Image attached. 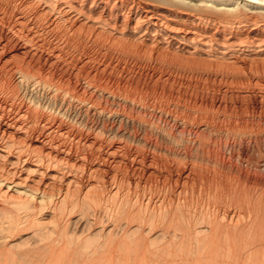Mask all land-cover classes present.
Wrapping results in <instances>:
<instances>
[{
    "label": "rangeland",
    "instance_id": "374dc122",
    "mask_svg": "<svg viewBox=\"0 0 264 264\" xmlns=\"http://www.w3.org/2000/svg\"><path fill=\"white\" fill-rule=\"evenodd\" d=\"M11 7L14 8L11 5H0V110L5 112V119L26 113L19 121L27 128L24 129L25 131L7 129L6 131L9 132L5 135L10 133L7 136L24 147L35 148L36 151L42 149L41 151L44 150V153L52 152L53 155L55 151L49 150V145H47V137L50 134L49 138L55 137L72 149L68 153L65 152V155L61 151L55 152L54 155L57 154L58 158H68L69 162L80 165V168L92 169L90 178H81V181L89 179L93 185L92 188L97 186L105 190L103 197L106 196L108 188L117 186L118 182L121 184L120 186L123 184V188L121 187L116 200L110 198L109 201L106 200L102 204L104 208H90L88 212L83 213L75 209L57 215L54 219L56 225L51 226V223L55 222L52 221L50 224L48 223L49 225L47 224L49 227L41 229L45 232L38 231L37 234H34L33 237L36 235L38 239L39 236V240H36L35 237L33 241L30 237V240L26 238L27 242L20 243L22 238L26 237L23 236L21 239L16 238L15 241L16 243L18 241L19 244L14 246L13 244L16 243L12 241L14 243L10 247L0 239L5 243H0V264H173V262L175 264H195V262L196 264L197 262L198 264H264V72H261L264 71V66L257 63V68H255L250 66L247 61L237 63L239 65H231L215 59H203L196 54L190 55L174 50L165 44L160 47H157L159 45L155 43V46H152L153 43L146 45L140 39L123 38L118 40L107 37L106 34H104L105 36L101 35L102 37L94 36L86 28L79 31V39L78 36L69 33V24L68 27H63L67 28L63 32V28L58 25L52 26L54 31H51L52 34L46 31L39 32L34 28L29 31L27 25L25 26L19 18L18 11L14 9L13 12ZM46 23L43 25H49L51 22ZM83 34L85 37L82 38ZM87 35H90L89 39ZM98 37L100 41H98ZM22 38L27 41L24 42ZM18 66L24 72L28 71L29 76L33 75L35 79H40L42 83L39 82L37 86L34 84L35 86L28 87V92L25 93L21 88L24 87L23 84L17 85L16 75H13L14 70L16 71L15 68H20ZM243 71L244 73H242ZM228 73L229 75H227ZM234 73L239 77L238 75L236 77ZM244 74L246 77H243ZM233 75L234 79L237 78L236 80H233ZM47 88L56 89L59 93L67 91V96L71 93L76 94L79 100H85V102L92 101V104L100 109H98L99 111H105V116L84 115L85 125H83L73 121L72 109L67 116L66 114L57 115L59 113L50 110L45 104L40 107L37 103L39 100L44 103L42 99ZM33 95L34 100L32 99ZM64 130H69V134L64 133L60 136L59 132ZM80 153L85 154L86 158H82ZM135 183L139 188L134 190ZM127 184L132 189L128 188ZM126 187L129 189H127L129 193H127ZM140 191L145 192L146 196L153 194L151 197L163 199L165 207L178 201L177 204L181 209L180 215L177 213L172 222L168 218L169 222L164 223L167 225H163L160 224L161 220L159 222V216L154 214L152 217L155 220H153V223L155 222L153 226L151 225L149 228L146 226V222L144 223L146 225L143 224V227L146 226L144 228L148 229L147 231L144 228L136 229L140 230L139 233L134 229L137 232L136 235L133 230V233L129 232L127 235L126 230H129L130 227L127 225L126 217L131 211L130 209H134L130 205L135 203L132 200L140 195ZM122 192L124 196L132 194L130 197L127 196L129 205L126 208L129 211L125 210L127 211L125 219V215L119 207L123 205L122 199L119 198L123 195ZM134 205L139 206L136 203ZM136 206L135 208H137ZM157 208H155L156 212ZM225 210L232 213L234 217L236 216L234 219L237 220V223L245 220L243 223H248V220H251L252 223V219L256 222L260 219L261 224L253 223L255 226H252L253 224L249 225L248 223V226H251L250 230L248 226L246 229H242L244 231L238 230L241 237L236 231L233 232L236 237L233 235L232 239L230 236L233 233H229L230 236L228 235L226 239L230 240L227 239V243L224 242L225 236H222L224 235L222 229H218V233H214L216 236L220 232L222 234H220L221 237L213 235L216 237V240L212 238L214 242L210 237L205 238L206 241L202 239L203 231L202 235L198 233V237L195 234L196 243L195 237H193L195 231L188 232V230H192L188 229L189 223L191 222V227L193 219L198 221L200 215L212 221L218 214L216 219L220 220V215ZM41 214L38 213L36 218H39ZM75 217L78 220H75L76 223L73 220L76 219ZM204 221L207 220L204 219ZM111 222L115 225L120 223L115 228L113 226V232L107 233L111 236L105 234L106 231L103 233L98 230V226L111 225ZM203 224L198 223L197 226H203ZM206 224L204 226H207ZM120 226L122 229L119 228ZM21 227L19 228V230L21 229L20 233L22 228L27 232L28 229ZM31 229L33 227H30L28 231ZM149 230L150 232H148ZM160 230L166 238L172 236V230L174 234L178 235V240L174 238L176 235L173 237L176 241L182 242L180 240L183 239L185 242L181 244L174 240L176 245L180 244V246H176L173 245L174 243L172 244V238V242L168 243L172 244L173 248L172 245L165 243L168 239L165 240L166 238L161 234L160 237L163 240L158 237L161 240L158 242L162 244L164 241L165 246L163 244L160 246L156 242L158 238L153 236L155 241L151 236L156 231L161 233ZM180 230L183 232L181 231V233ZM151 232L153 234L150 235ZM206 232L208 233V231ZM14 233L19 234L17 231ZM94 233L98 235H94ZM122 233H126L127 236ZM12 234H9L12 238L18 235ZM140 235L144 236L142 240L145 241L151 236L150 238L153 240L149 238L148 241H154V243L149 242V245L146 242L149 247L145 241L139 240ZM181 235L186 238L180 239ZM86 236L91 237L89 241ZM105 236L106 240L108 238L111 243L104 240ZM135 236L140 242L137 243V240L133 239ZM187 238L189 241H191L190 239L195 241L196 246L198 244V247L195 248L194 243L190 242L193 253L191 250L189 252L190 244H188ZM236 238L237 241L239 239V242L236 241ZM82 239H85V243L89 244L81 245ZM132 239L134 244H137H132L133 242L130 241ZM209 239L210 241H208ZM231 240L232 242H230ZM67 243L68 245H66ZM203 243L205 244L202 250L200 246H203ZM153 244L159 246H155L157 250L155 247L153 249ZM184 244H188V248ZM205 245L211 249V252ZM79 246L81 250L87 246L88 248L82 250L83 253H81L78 252V250L81 251L78 249ZM95 246L97 247L95 248ZM182 246L185 248L182 249ZM160 247L162 248L160 249ZM166 247L169 249L171 247V249ZM175 247L178 248L176 252H174ZM180 247L182 251H185H183L184 254L180 251ZM74 248L77 249L74 250ZM215 248L220 252V254H218L219 252L215 253L218 259L216 263L213 262L215 256L212 253V251H218ZM62 249L66 250L67 256H63L64 250ZM126 249L127 251H125ZM159 249L165 251L161 252ZM172 249L174 251H171ZM197 249L201 253L195 251ZM54 251H56L55 254ZM57 251L61 256L57 257L59 255ZM85 251L86 253H84ZM156 251L159 252L157 256L155 255ZM168 251L177 254L176 257H172L174 255L169 254ZM177 251L180 252L177 253ZM194 251L197 254L207 253L206 257L200 255L201 261L200 258H197L198 256L195 257L197 254ZM160 252L162 254L168 252L163 254L166 260ZM75 253H79L80 256H76ZM179 253L183 255H179ZM82 254H84V258L81 256ZM207 255L210 257L211 263ZM64 257H67L65 261ZM170 259L173 262L167 263L170 262Z\"/></svg>",
    "mask_w": 264,
    "mask_h": 264
},
{
    "label": "bare ground",
    "instance_id": "6f19581e",
    "mask_svg": "<svg viewBox=\"0 0 264 264\" xmlns=\"http://www.w3.org/2000/svg\"><path fill=\"white\" fill-rule=\"evenodd\" d=\"M0 3H1L0 5L4 4L5 6H10V5L13 6L14 8L11 7L13 9L12 11L14 12L15 11L14 9H16L18 11V13L17 12L16 13L19 14L18 16H19V18H21V20L23 21L25 26L27 25L26 27L28 28V30L29 29L31 30V28H34L36 31L37 30H39V32L43 31V33H44V31H46V32H50L52 34V32H51V31H53L52 26L58 25V27L63 28V27H68L67 25L69 24L70 25L68 27L69 31H70L69 33H72L73 36L74 35L78 36L79 39H80V32L79 31L82 28H86V29H89L93 33L94 36H99V35L101 36V35L106 34V35H108L107 37H111L112 39H118V40H121L123 38H125V39L129 38V40L130 39L131 40L140 39L146 45L148 43H149L148 45H151V43H153L152 46H155L154 45V43H155V44L159 45L157 47H160L161 45L165 44V45L172 47L174 50L176 49L182 53H186V54H190V55L196 54L198 57L200 56L203 59H215L217 61H224V62L231 64V65H235L237 63H244L245 61H247L250 64V66H254L255 68H257V66H256L257 63H261L262 67L264 66V0H0ZM18 16H16V17H18ZM17 20H19V19H17ZM46 22H51V23L50 24L48 23L49 25L44 26L43 24H45ZM21 25H22V23H21ZM49 26H51V27H49ZM22 28H24V27H22ZM64 29L65 28L62 29V32ZM65 30H67V28ZM58 31H60V30L58 29ZM67 35H69V34H67ZM93 35H91V36H93ZM83 36H84V34L82 35V38H83ZM53 37H54V35H53ZM89 37H90V35L88 36V39H89ZM62 38H64V37H62ZM98 39H99V37H98ZM140 40H136V41H140ZM25 41H27V40H24V42ZM98 41H100V39ZM132 42H130V43H132ZM96 43H99V42H96ZM146 45H144V46H146ZM124 51H126V49H124ZM127 53H128V51H127ZM210 61H212V60H210ZM237 65H239V64H237ZM18 67H20V66H18ZM246 68H247V66H246ZM15 69H16V71L14 70L15 73H13V75L14 74L16 75L15 77H16L17 85L23 84L24 87H21V88L24 90L25 93L28 92L27 91L28 87H32L34 84H36V86H37V84H39V82L42 83V81L40 79H38L37 77H36L37 79H35V77L33 75L29 76L28 75L29 72L28 71L24 72V70H22L21 67L15 68ZM250 69H251V67H250ZM256 71H257V69H256ZM259 71H261L260 68H259ZM252 72H250V73H252ZM261 72H264V71H261ZM242 73H244V71ZM257 73H258V71L256 72V74ZM234 74L237 77L238 74H236V73H234ZM256 74H255V76H256ZM227 75H229V73ZM251 75H253V74H251ZM235 76L233 75V80L237 79V78L234 79ZM241 76H242V74H241ZM238 77H239V75H238ZM243 77H246L245 74L243 75ZM39 86H41V85H39ZM43 86H45V85H43ZM66 92L64 93V91L63 92L60 91V93H59L58 91H56V89H53V88L48 89L44 93V97L42 99V100H44V103H41L39 100V103H37V105L40 107H43L45 104L50 110H52V111L54 110V112L59 113L57 115H60V114L61 115L66 114L67 115L68 112L70 111V109H72L73 110L72 111L73 116H71V117H72L73 121L77 124H83V125H85V121L83 118L84 115L96 114L98 116H103V117L105 116V111L104 112L99 111L100 109L98 108L99 109L98 110L96 108V106H94V104H92V101L91 102H88V101L85 102V100L84 101L79 100L77 98L78 95L76 96V94H73V93H71L70 95L67 96ZM61 93H63V94H61ZM32 99L34 100V95H33ZM23 113H25V112H23ZM5 115H6L5 112L3 110H0V239L4 240L7 245H10V247H12L13 245L14 246L17 245V243L19 244V242L17 241V243H16L15 240H16V238L21 239L23 236H26V237L22 238L20 243L21 242L25 243L26 238H28V240H30V237L33 240L36 237V235H35V237H33L34 234H37L38 231H40L42 233V231L44 230V227L46 229V226L48 223L50 224L52 221H55L54 219L56 218L57 215H61L65 212H70V211L75 210V209H78L82 213L85 211L88 212V210H90V208L101 209V208H104V207H102V204L105 203L106 200L109 201L108 199H110V198L111 199L113 198L112 200L117 199L118 193L120 192V189L123 186V184H122V186H120L121 184L118 182L119 183V185H118V183L116 182L117 184L116 183L115 184L117 186L108 188L109 190L106 192L107 193L106 196L103 197V192L105 190H103L97 186H96L97 188L96 187L92 188L93 185H91L92 183L89 182V179H86V181H84V182L81 181V178H90V174H91L92 169L84 168V167L80 168L79 167L80 165L78 166L74 163L69 162L68 158L67 159H63L61 157L58 158L56 156L57 154L54 155L55 152H59V151L64 152V155H65V152L68 153L69 151L72 150L70 147H68L64 144L65 142L58 140L55 137L49 138L50 137V134H49V136L47 137L48 138V144L47 145H49V148H48L49 150L51 149V151H55L52 155V152H45L44 153L43 152L44 150L41 151L42 149L39 151L38 150L36 151V150H34L35 148L29 149V147H24L23 145L19 144V142L17 143L14 140H12V138H9L7 135H9L10 133L5 135L6 133L9 132V131L8 132L6 131L7 129L13 128L15 130H24L27 128V126L25 127V125H22L19 121V119L22 118V116L24 117V115L22 113L14 115L10 118L8 117V119H5V117H4ZM55 127H57V126H55ZM49 129H50V127H49ZM64 133L69 134V130L68 131L67 130L66 131L65 130L60 131L59 135L61 136ZM41 136H43V135H41ZM68 138H69V136H68ZM76 147H78V146H76ZM76 151H79V150H76ZM82 154H81V156H83L82 158H86L85 154L84 155H82ZM62 155H63V153H62ZM85 160H87V159H85ZM94 171H96V170L94 169ZM92 177H93V175L91 176V178ZM101 179H103V178H101ZM112 179H113V177H112ZM112 185H114V184L112 183ZM128 185L129 184H127L126 186H128ZM136 185L137 184L135 183V185L133 187L134 190L136 188H139L138 185L137 186ZM129 187L131 188V186H128V188ZM128 188L126 187V191ZM137 191H138V189H137ZM146 191H148V190H146ZM141 192L142 191H140V195H138L139 197L135 194V196H137L138 198L137 197L135 198V196H134L135 200H132V201L133 202L135 201V203L138 205H139V203H137L136 201L140 202L143 205V207L141 204L139 206H136V205H134L135 204L134 203L133 204L134 206H133L130 203L131 204L130 206L134 207V209H130L131 211L127 210L126 207H127V205H129V199L128 198L132 194L131 195L127 194V196L129 195V197H127L126 195L124 196V193L122 192L123 195L121 197H119L120 199H122V203H123L122 206L121 205L119 206L121 211L123 212V215H125V213L127 211H129L127 214V217H126V215L124 216V219L126 217L127 218L126 220H128L127 225H129L130 229L132 228L131 231H130V229L126 230L124 228L127 231V232L125 231L127 233V235L129 234V232H132V230L134 231V229L135 230L136 229L142 230L146 226L147 227H149V226L151 227V225L153 226V224L155 223V222L153 223L154 218L152 219L154 214L159 216V218H160L159 222L161 220L160 224H163V225H167L164 223L169 222L168 218H170V222H172V221H174L173 219L176 218L177 213L180 215L181 209L178 206L179 204H177L178 201L177 202L173 201L175 204L172 202L173 205L169 204L168 207H165V206H163V201H162L163 199H161L159 197H157V198L151 197L153 194L152 195L148 194L149 196H146L144 194L145 192L144 193L143 192L141 193ZM127 193H129V191H127ZM169 203H171V202H169ZM135 206L137 208H135ZM155 208H157V212H156ZM125 210H127V211H125ZM122 212H121V215H122ZM38 213H42V214H41V216H39V218H36V217H38V215H37ZM145 214H146V216H145ZM80 216L82 217V215H80ZM167 216H169V217H167ZM202 216L200 215V219H202L201 221H200V219L198 221H196L197 219L196 220L193 219L196 222H194L192 220L193 224H191V227H190V223H191L190 222L189 226H188V229H192L191 231L188 230L189 233H191L192 231H195L194 236L192 235L193 237H195L194 238L195 241L197 240L196 236L198 235V233L201 234L203 231L204 232L208 231L209 234L207 232H206L207 234L203 232L204 235L201 234L203 236L202 239L205 240V238L208 239L210 237L211 241L213 240L212 238H214L216 240V237L220 236L221 232L217 236H216V234L214 235V233H216L218 229H220V230L222 229V231H223L222 234H224V235H222V234L221 235L225 236V239H224V242H225L228 239V238L226 239V237L228 235L230 236L229 233H231V232L233 233L236 231L238 232V230L244 231L242 229H244V228L246 229V227L248 226V223H249V225H251L253 223L254 224L257 223L258 225L261 224L259 218H255V219H259V221L257 220V222H256V220L253 221V219H252V223H251V220H248L249 221L248 223H243L246 220L243 222L239 220L240 222L238 221L239 223H237V220L234 219L236 216L234 217V215L232 213H230L228 210H225L220 215V220L216 219L218 214L216 215V217L212 221L208 220L207 218H203ZM221 216H222V218H221ZM258 216H260V215H258ZM75 218L76 219H73V220L76 223L75 220H77V217H75ZM88 219H89V217H88ZM204 219L207 221L203 222ZM222 219L223 220L225 219V220L221 221ZM73 220H70V221H73ZM157 221H158V219H157ZM86 222H88V221H86ZM145 222L147 223V225L144 224ZM54 223H56V221L53 222V224L51 223V226L56 225ZM111 223H112L111 225H101V227L98 226V230L100 232H103V233L106 231L105 234H107L108 232L111 233L112 229H114L116 226H119V224H120L119 223L118 225H115V224H113V222H111ZM187 223H186V225H188ZM198 223H201V224L207 223L206 224L207 226H204V224H203V226H200V225L197 226ZM143 224L146 226L143 227ZM175 224H177V223H175ZM254 224L252 226H255ZM127 225H126V227H127ZM168 225H169V223H168ZM20 226H22L28 230L30 227H33V229H31L30 231L27 230V232H29V233H27V232L23 231V228L21 227L23 232L21 231V233H20V230H21V229L19 230ZM113 226H114V228H113ZM169 226H171V225H169ZM47 227H49V226H47ZM180 227H183V226H180ZM249 227H251V226H248V229H249ZM119 228H121V226ZM41 229H43V230H41ZM15 231L19 232V234L14 233ZM136 231H134L135 235L138 231L140 233V230H138L137 232ZM161 231L162 230H160V232ZM181 231L182 230H180V232ZM40 232H39V234H41ZM43 232H45V231H43ZM95 232L99 233L97 231H95ZM148 232H150V230ZM176 232H177V230H176ZM10 233H13L12 235H14V234H18V235H17V237L15 235V236H13L15 238H12L9 235ZM96 233H94V235H98ZM123 233H124V230H123ZM123 233H122V235L125 236L126 233L125 234H123ZM132 233H130V234H132ZM163 233H164V231H163ZM189 233H188V235H189ZM151 234H153V232H151L150 235ZM161 234H162V232L159 233L156 231V233L154 232V235H151V236H152V238H154V237L158 238V237H160ZM171 234H172V236L169 237L170 241H169V238L164 237L165 234H162L163 237L166 238L165 240L168 239V241L165 243H168V242L170 243L173 241L172 244L174 243L173 245H176L177 244L176 242H179V241H176L178 235L174 234V232H172V230H171ZM184 234L186 235V233H184ZM195 234H196V236H195ZM107 235L109 236L110 234H107ZM133 235H131V236H133ZM175 235H176V237H174ZM213 235L216 237H213ZM233 235L235 236V234L233 233L231 235L232 237L230 236V238L233 239ZM238 235H239V232H238ZM242 235H243V233H242ZM41 236H42V234H41ZM147 236H148V234H147ZM151 236L148 237V240L151 239L150 238ZM239 236L241 237V233ZM86 237H87V239L89 238L88 241L91 238L88 236H86ZM140 237L141 238L139 240L144 242L145 240H142V238H144V236L142 237V235H140ZM173 237L176 239H174ZM182 237L184 239L186 238V237H184V235L183 236L181 235L180 239ZM109 238H112V237H109ZM155 238H154V240H155ZM172 238H173V240L171 241ZM188 238H191V237L188 236ZM188 238L186 240H188ZM223 238H221V239H223ZM237 238H236V241H237ZM114 239H115V237H114ZM129 239H131V238H129ZM133 239L137 240L138 237L136 238V236H135V238H133ZM133 239L130 240L131 242H133L132 244H134ZM160 239L163 240V238H161V237H160ZM160 239L158 238L157 241L156 240L155 241L158 242ZM198 239L200 240L201 238L199 237ZM210 239L208 241H210ZM2 240H0V243H4V242H2ZM36 240H39V236H38V239L36 237ZM77 240H79V239H77ZM84 240H83L84 243L82 242L83 244L81 243V245H84V246H85V244L88 245L89 243H85L86 240L85 241ZM104 240H106V236H105ZM107 240H108V242H110V240L108 238H107ZM139 240H137L136 242L138 243ZM148 240L145 241V244L148 245L149 242L154 243V241H148ZM151 240H153V239H151ZM161 240H160V242H161ZM190 240L191 241L188 240L189 242L187 241L188 244H190V242L191 243L193 242L192 239H190ZM218 240H219V237H218ZM229 240L230 239H228V241ZM12 241H15L16 244H13L14 242L12 243ZM111 241H113V240H111ZM180 241L183 242V239ZM195 241L193 242L194 245H195ZM208 241H207V243H208ZM146 242H148V243H146ZM156 242H155V244H156ZM182 242H179V243L182 244ZM200 242H201V240H200ZM202 242H204V241L202 240ZM213 242H214V240H213ZM230 242H232V240ZM237 242H239V239ZM68 243L66 245H68ZM137 243H135V244H137ZM163 243H164V241H163ZM196 243H197V241H196ZM205 243H203V246H200V247H202V250L204 248ZM226 243H227V241H226ZM119 244H121V243H119ZM157 244L160 246L162 245L159 242ZM172 244H169V245H172ZM218 244H219V242H218ZM149 245H150V243H149ZM158 245L153 244V249L155 246H158ZM187 245H185V246H187ZM84 246H82V247L84 248ZM97 246H95V248ZM130 246H131V244H130ZM163 246H165V245L163 244ZM176 246H180V244H178ZM188 246H187V248H188ZM205 246H207V245H205ZM210 246H212V245H210ZM227 246H229V245H227ZM46 247H44V249H46ZM66 247H65V249L68 248V247L67 248ZM183 247L184 246H182V249L185 248V247L184 248ZM189 247L191 248V244ZM197 247H198V244L195 248H197ZM87 248H88V246H87ZM87 248H84V249H87ZM161 248L162 247H160V249ZM173 248H174V246H173ZM175 248H176L175 251L173 249L171 251L176 252V250L178 248L177 247H175ZM187 248H186V251H187ZM190 248H189V252H190V250L192 252L193 248H191V249ZM217 248H219V247H217ZM76 249L74 248V250H76ZM78 249H80V246ZM84 249H82V250L84 251ZM151 249H152V246H151ZM155 249H156V247H155ZM160 249H159V251H161ZM167 249H169V248H167ZM167 249H166V251H167ZM170 249H171V247H170ZM207 249H208V246H207ZM62 250H64V249H62ZM82 250L81 251L78 250V252L83 253ZM208 250H210V252H211V249H208ZM216 250H218V249H216ZM125 251H127V249ZM163 251H165V250H163ZM163 251H161V252H163ZM180 251H182L181 247H180ZM180 251H177V253ZM183 251H182V253L184 254L185 251L184 252ZM195 251L198 252L199 250L197 249ZM195 251H194V253H196ZM226 251H227V247H226ZM229 251H228V253H229ZM55 252L56 251H54V254H55ZM65 252H66V250H64V253H62L60 251V253H62L63 256L66 255ZM88 252L89 251L87 250V253ZM128 252H131V251H128ZM168 252H164V253H168ZM170 252H169V254L174 255L172 257H176L177 254H175L174 252H172V253H170ZM216 252H219V250L215 251V252L212 251V253H214L213 254L214 256H215ZM221 252H222V250H221ZM238 252H239V250H238ZM84 253H86V251ZM151 253H152V251H151ZM188 253H185V254H188ZM200 253H198L199 255L197 253H196L197 255L194 254L195 257L198 256L197 258H200L199 257L200 255L205 256L207 254L205 252H203V254H200ZM58 254H59V252H58ZM75 254H76V256L77 255L80 256L79 253H75ZM157 254L159 255L158 251H156L155 255L157 256ZM163 254H162V256H163ZM183 254L179 253V255H183ZM218 254H220V252ZM52 255H53V253H52ZM83 255L84 254H82L81 256L84 258ZM155 255H153V256H155ZM59 256H61V254L57 255V257H59ZM162 256H161V258L163 259V257H164V259L166 260L165 256H163V257ZM169 256H171V255H169ZM189 256H190V253H189ZM207 257H209V256L207 255ZM214 258H215V261H213V262L216 263L218 259L216 258V256ZM60 259H63V258L60 257ZM65 259H67V257L66 258L64 257V261H65ZM162 259H161V261H162ZM199 260L202 261L201 258ZM210 260L211 259L209 257V261ZM48 261H50V259ZM58 261H59V258H58ZM171 261L173 262V260L170 259V262H167V263H172ZM229 261H231V260H229ZM62 262H63V260H62ZM203 263H206V262H203ZM210 263H211V261H210ZM173 264H175V263L173 262ZM195 264H196V262H195ZM197 264H198V262H197Z\"/></svg>",
    "mask_w": 264,
    "mask_h": 264
}]
</instances>
